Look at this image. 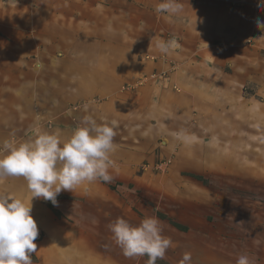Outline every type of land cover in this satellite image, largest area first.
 Wrapping results in <instances>:
<instances>
[{
    "label": "crops",
    "instance_id": "crops-1",
    "mask_svg": "<svg viewBox=\"0 0 264 264\" xmlns=\"http://www.w3.org/2000/svg\"><path fill=\"white\" fill-rule=\"evenodd\" d=\"M54 2L50 19L45 14L43 23H38L39 29L49 26L47 37L38 39L55 43L56 48L68 54L71 63L61 70L60 90H68L73 100L103 98L101 118H97L109 125L113 120L117 122L112 166L133 171L144 160L150 162L154 148L166 158L176 156L170 166L172 172L179 168L178 158L185 157L211 181L232 175L236 185L239 182L235 175L240 180L252 178L240 170L236 156L239 145H250L248 129L257 123V108L264 118V31L256 24L257 19L264 21V11L231 7L226 0H178L183 11L169 17L155 12L162 0ZM116 3L120 5L113 6ZM33 10L35 18L41 15L40 8ZM172 38L178 46L162 54L158 41ZM60 61L65 64L63 59ZM175 61L179 68L166 72L168 64ZM153 73L158 75L155 80L140 84L143 76ZM162 73L167 77L161 78ZM123 85L135 88L122 92ZM88 116L97 120L92 114ZM78 117L83 120L85 116ZM241 131L246 133L242 140L238 138ZM237 139L241 141L234 143ZM261 183L264 185V178ZM89 184H84L88 185L85 190L92 194L87 189ZM79 187L63 193L74 195ZM0 195L26 203L31 200L23 177L0 180ZM108 202L110 205L109 199ZM31 204L32 217L38 226L45 227V209L39 206L38 199ZM98 205L101 208L105 204ZM102 212L106 214V210ZM111 214L107 221L115 222L118 218L112 219ZM129 217L126 214L122 219L128 222ZM135 222L130 225L136 227L142 221ZM97 231L104 236L99 242L91 241L89 232L83 234L78 229L79 234L74 235L79 236L67 240L68 236L58 238V229L51 227L47 240L34 242L37 252L33 253L32 264H147L145 256L125 257L111 231L110 236L104 228ZM192 241L191 237L190 245ZM187 243L186 240L185 246ZM165 259L171 262L169 256L165 255Z\"/></svg>",
    "mask_w": 264,
    "mask_h": 264
},
{
    "label": "rangeland",
    "instance_id": "rangeland-1",
    "mask_svg": "<svg viewBox=\"0 0 264 264\" xmlns=\"http://www.w3.org/2000/svg\"><path fill=\"white\" fill-rule=\"evenodd\" d=\"M226 1L231 7L256 13L264 11V7L259 6L260 0ZM116 5L120 4L113 6ZM33 8H40L41 15L37 14L35 18ZM54 8V0H0V148L6 140L20 144L34 140L42 133L63 138L61 143H65L82 126L83 120L78 116L92 114L101 118L99 110L103 98L92 96L73 100L68 90H60L61 70L71 63L68 54L56 48L55 43L38 39L42 35L47 37L45 33L49 32V26L46 30L39 29L38 23L45 20H42L43 15L46 14L45 18L52 16ZM62 59L63 65L60 64ZM38 61L44 65L43 69H36ZM176 62L168 64L166 72L178 69ZM150 75L143 76L140 82L148 81ZM162 77L167 75L164 73ZM134 86L123 85L121 90L126 92ZM260 97L256 98L262 102ZM259 109L256 110L257 123L248 129L250 145H239L236 156L240 170L251 175V181L240 180L235 175L236 183H240L236 187L232 175L214 177L215 181L205 179V173L196 171V166L185 157L178 158L179 168L172 172L170 166L176 156L166 158L153 148L150 162L144 160L133 171L111 166L112 170L109 168L108 171L113 177L112 182H91L87 189L92 190V194L85 190L88 186L84 185L85 182L74 195L62 191L56 206L38 199L47 219L45 227L38 226L39 236L34 242L47 240L51 227L58 229V238L68 236L67 240H72L70 236H79L74 235L78 229L83 234L89 232L87 236L91 241L99 242L104 236L97 230L104 228L110 236L109 225L114 221H107L108 215L112 213L110 216L115 219L127 214L131 217L128 223L132 225H135V219L140 222L145 218H157L161 235L172 240L173 246L166 251L171 262L157 260L156 264H180L185 253H191L189 264H237L239 257L245 255L250 264H264V185L259 184L264 178V118ZM96 121L104 123L98 118ZM238 135L242 140L246 133L241 131ZM239 139L234 143L240 142ZM3 155L7 152H0V156ZM110 158L113 162L112 155ZM100 188L101 191L97 192ZM100 203L106 206L100 208ZM101 210H106V214ZM80 241L84 242L75 240ZM104 244L101 241L100 246ZM34 255L32 260H35Z\"/></svg>",
    "mask_w": 264,
    "mask_h": 264
},
{
    "label": "clouds",
    "instance_id": "clouds-1",
    "mask_svg": "<svg viewBox=\"0 0 264 264\" xmlns=\"http://www.w3.org/2000/svg\"><path fill=\"white\" fill-rule=\"evenodd\" d=\"M259 6L264 7V0H260ZM182 11L183 5L178 0H162L155 7L157 14L169 17ZM256 24L264 31V21L257 19ZM177 46L175 38L161 39L157 43V48L165 55ZM35 67L40 70L44 65L38 61ZM116 126L115 120L110 125L98 124L91 116H86L82 126L62 146L58 136L47 133L19 145L4 141L0 152L7 155L0 159V180L23 177L31 200L26 203L0 195V264H32V255L37 252L34 241L39 236L38 225L31 215L33 199L42 198L56 206L62 191L73 192L85 182H112L108 169L113 163L111 154L117 147L114 143ZM109 229L125 257L147 256V264L165 259L166 251L173 246L170 238L161 235L160 222L155 217L143 219L136 227L118 218ZM190 260L191 253H185L180 264H189ZM237 264H250V261L246 255L240 256Z\"/></svg>",
    "mask_w": 264,
    "mask_h": 264
},
{
    "label": "built area",
    "instance_id": "built-area-1",
    "mask_svg": "<svg viewBox=\"0 0 264 264\" xmlns=\"http://www.w3.org/2000/svg\"><path fill=\"white\" fill-rule=\"evenodd\" d=\"M244 3V2H243ZM243 3H241V4H243ZM160 76L162 77V76H164V73H162V74H160ZM158 77V75H156V74H152V75H150V79H155V78H157ZM141 83V82H140Z\"/></svg>",
    "mask_w": 264,
    "mask_h": 264
}]
</instances>
